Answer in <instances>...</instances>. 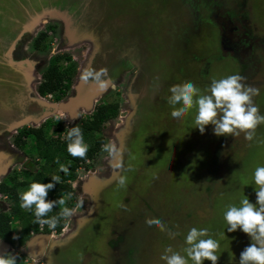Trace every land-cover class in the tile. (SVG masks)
I'll use <instances>...</instances> for the list:
<instances>
[{"label":"rangeland","instance_id":"obj_1","mask_svg":"<svg viewBox=\"0 0 264 264\" xmlns=\"http://www.w3.org/2000/svg\"><path fill=\"white\" fill-rule=\"evenodd\" d=\"M37 1L40 6L54 4L56 7L53 8L56 10H50L54 11L53 14L45 15L44 13L42 15L39 11L43 7H39V13H36L37 16L39 15L38 18L30 20L31 27L26 29L25 26L29 21L28 14L20 10L19 3H26L28 10L37 12L34 7L36 0H0V20L3 24L9 25L10 21L14 22V19L18 18V15L28 20H26L27 23L25 21L21 34L16 39L17 41L21 39V41L13 42L12 50L6 51L8 52L6 55L12 56L5 59L8 70L0 68V161L6 160L4 163L0 162V184L7 178L13 177L15 172L20 174L15 179L16 183H29L35 171L27 166V160L31 159L32 163L37 161V164L45 161L39 156V152L36 155L31 138L26 140L28 147L21 155L22 160H19L17 156L9 157L11 153L9 148L7 149V144H14V139L19 133L43 125L46 139L64 143L70 127L76 125L80 128L85 127L101 106L117 102L120 106L118 117L106 122L100 131L91 132L90 135L93 138L84 139V141L89 145V150L96 140H102V145L112 143L117 147L118 152L109 156L101 146L95 158L84 162L76 171L75 178L70 183L73 187V195L65 205L75 211L70 218H67V235H58L53 232L52 234L56 236L53 241L58 242L60 238L64 240L69 235H75L79 222L87 218L93 208L90 191L96 183L102 187L106 185L101 197H108L112 194L113 199L116 200L110 205L109 200L105 199L103 211L106 210V213L97 224L101 230L106 226L103 223L112 221L111 223L114 224H112V230L126 228L133 231L138 228L140 221L134 224L130 219H137L139 214L143 213L145 221L148 219L165 220L172 228L171 231L179 233L172 238L167 231H161L155 225L149 226L145 222L147 232L157 236H168L165 244L161 241L152 242V237L146 240L145 248L148 245H150L148 251L154 248L152 255L149 254L152 257H150L151 264H165L160 257L169 246L174 251L186 255L183 252V248L187 247L185 237L192 227L207 228L212 238L219 240L220 250L217 253L219 255L217 264H239L240 253L251 243V238L239 229L235 232H228V225L223 216L227 210L226 206L229 204L239 206L243 195L247 196L250 202H256L253 173L257 166H264V124L256 129L254 139L248 141L244 133L239 136L218 137L213 133L212 125L207 126L205 132L201 134L194 124L195 108L180 120L171 116L173 109L167 101L171 95L169 89L173 85L191 81L204 92L211 82L207 78L208 75L199 73L200 61L190 57L189 54L184 56L177 54L184 46L182 40L188 29L183 20L178 21L173 29L174 38L177 41L176 46L180 50L175 53V50L167 48L172 56L177 54L176 62L169 58L168 53L161 54L159 59L164 66L153 70L155 63L152 61L153 56L149 54L146 60L150 63H145V70L143 61L138 60L144 49L143 44L140 43L143 41L140 36L144 33L155 35L159 27L171 23L168 18L170 10L165 9L166 0H104L110 3L109 13L111 15H127L131 20L129 26L125 28V34L122 33L120 27L123 23L121 19L116 24L114 21L115 25L110 27L109 31L103 30V25L98 22L99 19L97 17L94 19V15L91 16L95 12L93 6L96 1L88 0L85 10L89 14H86L85 22L91 27L100 25L98 33L102 32L105 34V36L102 35L103 38L110 39L108 43L101 44L99 48L101 52L97 56L93 52L96 48L90 40L74 37L70 45L62 42L64 32L67 35L69 31L67 19L61 13L59 16L56 11H60L59 7L62 8L64 5H70L74 7V10L79 6L77 3L74 6L71 2L64 3L63 0ZM97 5L103 9L106 7L98 2ZM177 10L180 11L178 7ZM181 15L182 13L178 14V18ZM97 16L105 17L98 14ZM105 20H107L106 17ZM176 21L174 19V23ZM57 23L64 26L62 32ZM131 30L132 33L137 32L134 35L128 34ZM92 32L98 36L97 32ZM42 34L47 36L44 51L35 46L36 40ZM167 34L166 32V37H168ZM163 36L164 34H162V40ZM213 41L216 42L215 39ZM132 42L136 45L133 49ZM191 47L192 51L195 49L193 45H190L187 50L189 51ZM111 49L117 53L110 55L108 51ZM144 52L147 53L146 50ZM155 53L158 54V52ZM67 54L71 55L78 68L67 93L69 96H66L64 103L59 104L56 102L58 94L42 97L39 87L43 83L42 75L49 68L52 60ZM93 57L96 60L92 67L93 63L90 65V62ZM4 61H2L3 64H5ZM177 62L179 64H176ZM137 64H140V68ZM89 67L97 70L102 67L108 69L110 82L105 89L102 90L91 82L85 83L81 79L83 72ZM131 67L142 70L136 74ZM210 75L212 79L219 77L215 71H212ZM221 76L219 79L225 78ZM197 77L199 78L196 79ZM163 78L165 84L161 94L158 95L157 91L161 88L159 85ZM166 86L168 87L165 92ZM156 95L158 97L153 99ZM73 100L74 103H72ZM138 100L143 102V107L147 109L150 107L148 125L143 124L147 109L145 108L144 113L142 104ZM60 123L65 129L62 136L57 129ZM139 128H142V137L138 139L137 136L135 142L137 146L134 149L135 153L139 151L140 154H133L131 149L123 150L121 147L129 141L128 134L130 133L129 137L132 133L136 136L135 131ZM64 166L68 171L71 170L68 164ZM12 170L15 171L13 174ZM56 171L61 174L65 173L60 170ZM121 177L126 178L125 186L121 187L119 184L113 187ZM9 184L11 187L15 186L14 182ZM27 189L28 186L24 185L17 190L20 195ZM116 192H118V197H116ZM7 199L3 193H0V205L1 202L2 204L9 202L11 209L14 203ZM80 201L83 203L77 207ZM101 207L103 208V202ZM12 211L8 212L12 213ZM108 213L112 217L109 218ZM13 219L15 233L18 235L21 232L22 223L16 218ZM18 244H10L15 249L10 253L17 254ZM23 259L26 260L24 264H33L28 256ZM102 260L100 259L99 264H104ZM189 264L192 262L189 261ZM204 264H211V261L205 260Z\"/></svg>","mask_w":264,"mask_h":264},{"label":"flooded vegetation","instance_id":"obj_2","mask_svg":"<svg viewBox=\"0 0 264 264\" xmlns=\"http://www.w3.org/2000/svg\"><path fill=\"white\" fill-rule=\"evenodd\" d=\"M95 1L96 3L93 6V10H95V12H93L91 16L93 17L94 15V19H96V17L99 19L98 22L100 23V25H103L102 29L103 30L106 29L109 31L110 27H113L116 23H118V20L121 19L123 20V23L120 27L122 28V33L125 34V28L129 26L128 24L131 21L129 20L128 16L111 15L109 13L110 3H107L104 0H95ZM63 2L64 3L71 2V5L74 6L77 3V5L79 6L73 10L74 7L70 5L69 6L64 5L62 8L59 7V9H61L60 11L59 10L56 11L58 14L61 13L64 15V17L66 16L67 19L66 20L67 29L69 31L67 35H65L64 32V37H62V42L66 45H70L71 43L70 41L74 37L80 38L81 40L83 38L90 40L92 41V44H94V47L96 48L95 51L93 52H95V55L97 56L98 53L101 52V50L99 49L101 44L108 43L110 39L108 40L107 38H103L102 35L105 36L104 33L102 32L98 33L100 25L98 26L93 25L91 27V25L85 22L86 14H89V12H86L85 10L86 3L88 2V0H82V2L81 0H77V1L63 0ZM97 2L100 5H105L106 7L104 9L99 7L97 5ZM19 4H20V10L22 9L21 11H26L28 14L27 19L29 21L26 19L28 21V24L25 26L26 29L31 27L32 23H30V20H33L34 18L35 19L38 18L39 15L37 16L36 13L41 12L42 15L44 13L45 15L48 14L50 15L51 13L52 14L54 13V11H50V10H56L53 8L56 7L54 6V4L53 5L43 4L41 5L43 8L41 9V11L38 12L39 7L41 6L38 4L37 0H36V5L34 4V7H36L37 12L28 10L26 3L22 4L20 2ZM165 4H166L165 9L170 10L168 18L169 21H171V23L159 27V30L158 32L155 33V35L144 33L143 35L140 36L141 39H143V41H141L140 43L143 44L144 49L141 52V57H139L140 59L138 58V60L143 61V64L145 65V63H148V60H146V58L150 54L149 56L151 57L153 56L152 61H154L153 63H155L153 65V70H157L158 68L164 66L159 59V55L161 56V54L165 55L168 53L169 58H171V60L176 62L178 58L177 54L179 56H184L186 54H189L191 55L190 57L201 62V68H199L200 69L199 73H201L202 75L203 74L208 75L207 78L210 82L213 80L210 75L212 71H215L218 74L219 76L218 79L222 77L221 75H223V77H227L229 75L239 74L246 78V82L249 85H254L259 88L260 94L254 97V102L256 105L259 106L260 113L264 115V103H263L264 0H166ZM177 7L180 9V11L177 10ZM96 13L98 15L105 16L107 20H105V17H98ZM181 13H182L181 15L182 17L179 16L180 18H178L177 15ZM174 19L177 20L175 23H174ZM26 20L22 19L20 15H18V18L14 19V22L10 21L9 25L3 24L2 21L0 20V54L3 55L0 56V68H2V70H8L7 61L5 59L10 58L12 56H10V54L6 55V53H8L9 50L11 49L13 42L19 43L21 41V39L18 41L16 39L20 36L22 26L25 24ZM182 20L184 24L188 27V29L186 30L182 40V44H184V46L182 47V50L180 52H177L180 49L176 46L177 41L174 38L175 34L173 29L176 27L178 21L181 22ZM57 24L60 26V32H62V30H64L63 29L64 26L60 25L59 23ZM118 27L119 26L117 25V28ZM55 28L58 30L57 26ZM14 31L16 32L14 33ZM92 31L97 32L99 37L95 35ZM136 32L137 31L132 33L131 30L128 34L134 35ZM166 32L168 33L167 34L168 37L165 36ZM162 34H164L163 40H162ZM214 39L216 40V42L213 41ZM190 45H193V47L195 48L193 51H192V47L189 51L187 50V48ZM131 46L133 49V47L136 45L134 44V42H132ZM167 48L171 50H175V53L177 52V54L172 56V53H169L167 51ZM7 50L8 52H6ZM144 50H146L147 53H145ZM108 52L110 55L117 53V51H113L112 49ZM155 52H158V54H156ZM64 56L71 57V55L68 54ZM71 59H72V63L76 64V62H73L72 57ZM95 60H96L95 57L91 59L90 65L93 63L92 67L94 65ZM2 61H4L5 64H3ZM176 64H179V62H177ZM137 66L138 68H140V64H137ZM76 68H78V66ZM144 68L146 70V65L144 66ZM131 69L136 74H138L142 70V69L140 70L133 69L132 67ZM198 78L199 77H197L196 79ZM164 82L165 81L163 78L160 81V85H159V87L161 88L157 91L158 95L161 94V91L165 84ZM167 87L168 86L165 87L164 90L165 92ZM67 97H64L60 101H56V102L62 104L64 103L63 101H65ZM157 97L158 96L156 95L153 97V99ZM160 98L161 97H159V99ZM142 103L143 102L140 101V104ZM149 104L151 105L152 103ZM143 106L144 104H142V107ZM145 108L146 107H143L144 113H145ZM149 109L150 107H148L147 114H145L146 117L143 123L144 125L149 124L147 122L150 119V117L148 116L151 113L148 112ZM259 127H261V125L258 126V128ZM33 129L36 131L40 129L44 130V126L40 125L39 128L36 127L29 128L26 131ZM141 129L142 128H139L138 130L135 131L136 136L134 135V133H132V136L130 135L129 137L130 133L128 134L129 141L125 139L127 141L125 144L126 151L131 149L133 150V154L136 153L137 155L140 154V152L137 150H136L137 152L135 153L134 148L137 146V144H135L137 136L138 139L142 137ZM19 135L20 133L18 134V136L15 137L14 144L12 143H10L9 145L7 144V149L9 148V151L11 153L9 154V157L17 156L19 160H22L21 155H23L24 150H21L20 147L16 145V139L17 137H19ZM34 137H35L34 135L32 137H29L28 134L23 135V139L25 140H29V138H31V140L33 141L32 138ZM34 150L37 155L38 151H36V149ZM5 161L1 160L0 162L4 163ZM27 161H28L27 166H30L32 171H35V173H38L41 170L43 164L45 163V161L42 164H37L36 163L37 161H35V163H32L31 159ZM79 169L80 168H78V170ZM13 170L11 171L12 174L15 172ZM18 176H20V174H18V172H15L13 174V177L11 176L7 178L1 184L7 183V185H10L9 184L11 183L10 179L11 178L16 179V177ZM118 185H119V181L113 187H117ZM4 196H6L9 200H11L9 196L7 195ZM109 196L102 197L103 208L101 207L102 210L101 211L99 210V214L96 217V219H93V221L87 224L85 227L81 226V228L79 222L80 230L78 228L74 236L69 235L64 240L60 238L58 242L53 241L55 239L53 238L54 235L52 233L56 232L58 235H67L66 233L68 229L67 219H63L66 225L60 233H58L57 231H52L50 233L46 230L47 229L46 224H40L39 232L33 233L32 237L28 239L24 243V245L19 243L20 242L19 235L15 233L14 236L18 237L16 243H19L18 244L19 248H17L18 250L17 254L20 253L18 255L19 257L18 264H24L26 260H24L23 258H25L26 256L29 257V259L31 260V262H33V264L34 262H36V264H38V262H42V264H99L100 259L104 260V264H151L152 257L149 254L152 255L154 248H152L151 251H148L147 249L150 248V245H148V247L145 248V245H147L146 240L152 237L153 240L152 242L155 243L161 241L162 244H165L168 236L166 235L157 236L156 234L152 235L151 233H149V231L147 232L145 230L147 227L145 224L146 222L144 217L145 214L143 213H140L137 219L136 218L130 219L133 220L132 222L134 224L137 223V221H140V225L138 226V228L134 229L133 231H130V229H126V228L120 230L119 228H115L112 230V224H113L111 223L112 221L106 224L103 223V225L106 226L105 229L103 227V229L101 230L97 226V224L100 221L103 214L106 213V210L103 211L105 205V199L109 200L108 204L110 205L116 201L113 199L112 194H110ZM116 197H118V192H116ZM8 203L3 202L2 204L1 202L0 213L8 214L9 213L8 211L11 212L13 210L12 208L10 209ZM108 209L109 208H107V210ZM108 214H109V218L112 217L110 213ZM162 221L164 222V224L167 225V227L170 230L172 229L170 225L165 222V220ZM39 235H52V243L49 245V247L44 252H39L40 244L37 242L35 243L34 251L31 254L25 252L24 250L27 247L28 242H30L35 236H39ZM14 250L15 249H13L12 247V250L9 251V253Z\"/></svg>","mask_w":264,"mask_h":264},{"label":"clouds","instance_id":"obj_3","mask_svg":"<svg viewBox=\"0 0 264 264\" xmlns=\"http://www.w3.org/2000/svg\"><path fill=\"white\" fill-rule=\"evenodd\" d=\"M81 79L85 83L91 82L102 90L110 82L108 69L103 67L99 70L89 67L83 72ZM169 91L171 95L167 102L173 109L171 116L180 120L195 108L194 124L201 134L205 132L207 126L212 125L213 133L218 137L239 136L244 133L245 139L252 141L258 126L264 124V115L260 113L259 106L254 102V97L260 94L259 88L249 85L246 78L239 74L213 79L204 92L191 81L173 85ZM66 140L67 151L73 158H86L89 145L85 143L83 130L78 125L67 130ZM102 150L109 156L118 152L117 147L112 143L102 145ZM56 162L59 163V159ZM60 168L65 173L68 171L64 165H60ZM253 180L256 186V202H250L249 198L243 195L239 206L235 204L226 206L227 210L223 216L228 225V232L239 229L251 238V243L240 253L239 264H264V166H257L254 169ZM59 183L60 177L53 175L51 182H32L28 189L20 194V207L26 211L34 209L35 222L47 224L53 229L61 219L70 218L75 211L65 206L66 200L71 199L72 193H68L66 197L61 195L56 200L48 199L49 192ZM119 184L121 187L125 186L126 178L121 177ZM82 203L83 201H80L77 207ZM57 205L61 206L59 213L48 217ZM146 222L149 226L155 225L161 231H167L172 238L179 235L159 219H148ZM17 238L13 237V239ZM185 244L187 247L183 248V252L186 255L174 251L169 246L160 259L165 261V264H189V261L192 264H204L205 260L217 264L220 242L212 238L209 229L190 228L185 237ZM0 264H18V254L0 253Z\"/></svg>","mask_w":264,"mask_h":264},{"label":"trees","instance_id":"obj_4","mask_svg":"<svg viewBox=\"0 0 264 264\" xmlns=\"http://www.w3.org/2000/svg\"><path fill=\"white\" fill-rule=\"evenodd\" d=\"M44 38V39H43ZM46 38L42 34L35 42V46L39 50L44 51L46 46ZM76 66L72 63L70 56L55 57L49 68L43 73V83L39 87V93L41 96L54 95L58 94L56 101H60L67 96L68 91L71 88V83L73 82V75L76 72ZM119 103H109L104 106H101L97 113L93 116L91 122H89L85 127L81 128L83 130L84 139H92L93 136L90 135L91 132L100 131L102 126L118 117L119 115ZM59 133L65 132L63 125L60 123L58 125ZM28 134L29 137L35 136L33 139V149L39 152V156L45 159L41 170L38 173L32 174V179L29 183L18 182L16 183L15 179H10L11 182L15 183L14 187L7 185V183L0 185V193L7 195L13 201V211L12 213H0V239L11 244L16 245V240L13 239L15 234V227L13 225V218H16L21 221L22 229L19 232L20 244L24 243L30 239L33 233L39 232V223H36V217L34 215V209L32 211H26L20 207V195L18 190L21 186H28L32 182H42L49 183L51 182V177L53 175H58L60 177V183L55 185V188L49 192L48 199L56 200L59 199L61 195L67 196L68 193H73V187L70 182L75 178L76 171L80 168L81 164L93 160L96 156V152L99 151L102 146V140H96L94 145L91 146V149L87 152L86 158H73L67 151V140L64 143L54 142L46 139L45 130H28L22 131L16 139V145L20 147L21 150H25L28 147V143L23 139V135ZM61 136V135H60ZM59 159V163H57ZM68 164L71 167L70 171L61 174L60 165ZM56 171V172H55ZM56 173V174H55ZM9 181V180H8ZM68 199L66 200L67 203ZM73 205V203L71 204ZM60 211V207L57 205L52 212L48 214V217L56 216ZM48 217H45L48 218ZM47 225V224H46ZM65 227V222L63 219L59 221L57 226L53 229L47 225V231H57L60 233Z\"/></svg>","mask_w":264,"mask_h":264},{"label":"water","instance_id":"obj_5","mask_svg":"<svg viewBox=\"0 0 264 264\" xmlns=\"http://www.w3.org/2000/svg\"><path fill=\"white\" fill-rule=\"evenodd\" d=\"M58 15L60 16V14ZM72 103H74V100ZM122 149L123 150L125 149V143ZM105 187L106 185L102 187V186H98V184L96 183H94L93 186L91 187L90 194L92 195V199H93V208L91 209V212L89 213L87 218L81 221L80 226L85 227L87 224L92 222L93 219H96V217L98 216L99 210L102 206L101 194L103 190H105ZM37 242L40 244L39 252H44L52 243V235L35 236L30 242H28L27 247L25 248L24 251L27 252L28 254H31L34 251V245Z\"/></svg>","mask_w":264,"mask_h":264},{"label":"crops","instance_id":"obj_6","mask_svg":"<svg viewBox=\"0 0 264 264\" xmlns=\"http://www.w3.org/2000/svg\"><path fill=\"white\" fill-rule=\"evenodd\" d=\"M12 250V246L0 239V253L9 252Z\"/></svg>","mask_w":264,"mask_h":264},{"label":"bare ground","instance_id":"obj_7","mask_svg":"<svg viewBox=\"0 0 264 264\" xmlns=\"http://www.w3.org/2000/svg\"><path fill=\"white\" fill-rule=\"evenodd\" d=\"M53 238H54V239H56V237H55V236H54Z\"/></svg>","mask_w":264,"mask_h":264}]
</instances>
